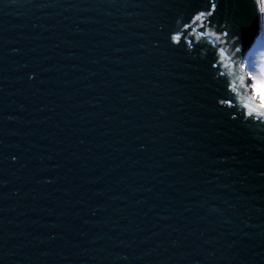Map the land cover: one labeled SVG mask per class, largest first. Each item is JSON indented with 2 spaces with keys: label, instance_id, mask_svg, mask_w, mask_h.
<instances>
[{
  "label": "water",
  "instance_id": "water-1",
  "mask_svg": "<svg viewBox=\"0 0 264 264\" xmlns=\"http://www.w3.org/2000/svg\"><path fill=\"white\" fill-rule=\"evenodd\" d=\"M257 8L0 0V264H264Z\"/></svg>",
  "mask_w": 264,
  "mask_h": 264
},
{
  "label": "snow or ice",
  "instance_id": "snow-or-ice-1",
  "mask_svg": "<svg viewBox=\"0 0 264 264\" xmlns=\"http://www.w3.org/2000/svg\"><path fill=\"white\" fill-rule=\"evenodd\" d=\"M256 3L258 4L257 8V15L264 14V0H256ZM197 20L200 19V17L196 18ZM239 51V49H237ZM260 56L262 59L260 60L259 64H257L253 60H245L244 63L241 65L243 69H247L248 75L251 80H257V86H255V91L258 94L259 101H260V107L264 108V52L260 53ZM257 76L259 79H257ZM243 79V77H241ZM247 108L248 106L245 105ZM252 112H249V115H252Z\"/></svg>",
  "mask_w": 264,
  "mask_h": 264
},
{
  "label": "rangeland",
  "instance_id": "rangeland-1",
  "mask_svg": "<svg viewBox=\"0 0 264 264\" xmlns=\"http://www.w3.org/2000/svg\"><path fill=\"white\" fill-rule=\"evenodd\" d=\"M264 52V14H261V22H260V35L255 41L254 45L252 46L247 58L245 60H253L257 64H259L262 57L260 56V53ZM244 60V61H245ZM243 61V63H244ZM247 71V69H246ZM248 74V72H247ZM249 77V75H248ZM250 78V77H249ZM257 79L259 77L257 76ZM252 92L254 96H257V99H259L257 92L255 91V86H257V80H251L250 82Z\"/></svg>",
  "mask_w": 264,
  "mask_h": 264
},
{
  "label": "bare ground",
  "instance_id": "bare-ground-1",
  "mask_svg": "<svg viewBox=\"0 0 264 264\" xmlns=\"http://www.w3.org/2000/svg\"><path fill=\"white\" fill-rule=\"evenodd\" d=\"M255 97L257 98V96H255ZM257 101L260 102L259 99H257Z\"/></svg>",
  "mask_w": 264,
  "mask_h": 264
}]
</instances>
